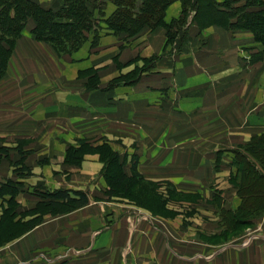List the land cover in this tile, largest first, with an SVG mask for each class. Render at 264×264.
<instances>
[{"label":"rangeland","instance_id":"1","mask_svg":"<svg viewBox=\"0 0 264 264\" xmlns=\"http://www.w3.org/2000/svg\"><path fill=\"white\" fill-rule=\"evenodd\" d=\"M52 7L55 8V6ZM32 26V21H28L17 39L7 74L0 80V90L2 88L8 90V87L4 86L17 76V73L12 76L9 74L11 61L19 40L21 41L28 34L32 41L46 47L51 57L54 55V59L38 54L31 57L30 61L22 58V61L29 63L28 70L42 69L41 74L45 75L43 77L46 81V84L34 87L35 91L28 93L32 100H29V106L42 104L48 111H54V114H57L62 107L69 116L55 117L57 119L22 117L21 109L16 108L13 96L9 93L2 94L12 109L8 107L11 112L6 109L0 113V129L4 128V125L6 128L4 131L8 133L7 136L0 134V148L7 147L12 150L22 147L20 150L22 156L19 152L10 151L7 157L1 158L0 185L8 180L21 181L24 184L25 193L17 196L20 210L34 206L37 201L33 195L35 188L47 190L66 188L74 181V177L70 176L72 169L64 168L62 162L59 165L55 162L53 165L50 164L51 153H65L67 146H77L78 140L87 139L93 145L107 142L120 157H125L127 172L135 160L137 174L157 185L155 187L138 184L132 189L129 200L116 199L149 213L160 222L158 224L160 228H158L162 230V233L159 238L165 243L163 247L166 245L169 248L168 243H170L174 250L175 248L178 250V253L201 255L203 240H208L210 244L226 243L234 237L243 236L248 228L253 229L260 224L263 214L253 219L252 224L237 227L236 231L224 230L222 225L219 232L216 231V223L218 224L221 220L217 211L219 194L215 188L223 181L231 185V175L237 168L233 151L244 153L246 146L252 143L251 139L264 133L262 131L249 135L228 131L223 135L218 125L214 126L219 120L218 110L225 111L227 127L248 125L249 118L243 115L251 113V110L246 113L245 109L248 110V107L253 104L249 99L253 89L257 90V94L264 99L263 46L253 39L255 48L249 49L252 44L251 46L246 44L243 38H240L244 37L243 35H235L237 33L251 34L250 32L231 31L218 27L228 31V37L233 41L234 46L240 47V53L235 59L237 63H234V59L223 51L218 53L213 51L221 44V39H217L216 34H207L206 29L201 32L196 28L187 29L185 32L188 33L189 41L182 37L178 38L166 48L165 53L163 48L161 55H154L159 58L152 63L133 60L132 64L128 65L119 62L115 56L113 66H109L108 69L106 68L108 65H98V67L79 70L75 78L83 86L84 91L81 94H66V97L59 101L50 93V90L54 88L59 89V83H57L58 86H54L52 82L54 72L52 63H58L60 67H63L64 63L70 62V58L76 52L58 56L48 44L33 39L30 33ZM87 43L90 51L93 52H89V57H92L98 46L92 47L90 41L85 44ZM184 51L189 52L190 56H187L189 59L180 61ZM226 58H229V61L220 63V59ZM116 63L118 64L115 65ZM145 64L146 67L149 64L152 65L145 69L136 84L130 86L107 88L100 83L96 89L90 91L86 89L83 79L79 78V74L88 69L96 71V76L103 78L107 73L117 72L118 76L131 73L136 67H145ZM154 78L159 82L158 88L152 85L149 87V92L145 91V85H140L141 82L144 79ZM37 89H43V91L37 92ZM82 98L86 100L83 101ZM256 101V107L252 111L257 112L258 131H260L261 122L264 124V101ZM234 111L242 113L241 118L233 120ZM36 126L48 127L53 132L51 135L45 134L46 136L65 138L67 141L65 151L36 150L41 143L40 131L34 128ZM235 139L238 141L237 145H235ZM254 145L264 146L262 142L254 143ZM253 146L247 149L254 148ZM24 147L30 151L23 150ZM37 155L49 157H37ZM17 161H21V164L24 161L30 166V176L16 173L20 169L15 165ZM44 166L52 169L49 179L42 174V176H35L32 172ZM61 178L67 183L58 182ZM90 184L92 186L95 182L91 181ZM254 187L255 184H252L253 191ZM207 195L209 198H206ZM251 197L258 199L259 195ZM234 205L235 203L232 204L231 210L235 209H232ZM5 208L7 204L2 205L0 200V213ZM208 215L210 221H208ZM215 215L218 217V222ZM171 227L174 228L173 231ZM157 240L159 243V239ZM14 242L15 240L8 242L0 248L1 257L10 251L8 246ZM246 244L247 242H244V245ZM70 259V250L55 255H46L38 251L27 261L19 264H67Z\"/></svg>","mask_w":264,"mask_h":264},{"label":"crops","instance_id":"2","mask_svg":"<svg viewBox=\"0 0 264 264\" xmlns=\"http://www.w3.org/2000/svg\"><path fill=\"white\" fill-rule=\"evenodd\" d=\"M37 2L45 7H56L60 5L62 0H37ZM114 10V5L110 2L107 3L105 18L109 17ZM180 10L179 2L172 4L166 12V21L177 17ZM205 33L216 34L217 39H221L220 47L216 50L213 49L214 52L223 51L234 59V63H237L235 59H237V55L240 53V47L234 46L233 41L228 37V31H224L218 27H210L205 30ZM235 35H243L244 37L240 38H243L246 44L250 46L252 44L249 49L255 48L251 34L237 33ZM119 45V38L113 35H104L97 44L98 47L94 56L89 57V52L91 51L87 43L78 52L73 54L70 62L64 63L63 67L53 62L54 72L52 82H54V86H58L57 83H59V89L54 88V90H50L51 95H54L60 101V99L66 97V94H81L84 88L79 81H76L77 72L91 67H98V65H108L106 67L108 69L109 66H113L115 56L119 62L127 63L134 60L137 56L148 58L153 55H161L165 46L164 31L157 29L152 33H143L122 49L119 48ZM36 54L46 57L52 56L46 47L35 43L26 34L21 41L19 40L11 61L9 74L12 76L14 73H17V76L9 80L7 86H4L8 87V90L4 88L0 90V113L6 109L8 111L12 109L11 105L6 102L7 99L2 96L3 93H9L15 99L16 108L21 109L22 117L43 119L69 116L65 108L62 107L59 108L57 114H54V111H48L42 104L29 106L31 97L28 93L34 92V87L46 84L45 77H43L45 75L41 74L43 73L41 68V70L39 68H36V70L31 68L30 71L28 70L30 68H27L29 63L22 61V58L29 59L30 61L31 57ZM187 56H190L189 52L184 51L183 58L180 61H187ZM19 57L20 60H18ZM51 58L54 59V55ZM225 61H229V58L220 59V63H224ZM117 76V72L107 73L105 77L100 78V83L105 86ZM158 83V80L155 78L144 79L140 85H145V91L149 92V87L154 85L158 88ZM42 91L43 89H37V92ZM256 91L253 89V93L249 97L250 102H253V104L248 107V110L245 109L246 113L251 110L250 115H243V117L248 116V125L241 124L240 126L232 125L227 127L225 111L218 110L217 117L219 120L214 126L218 125V128L224 133L223 135L228 131L234 134L248 133L249 135L264 131L263 122H261V129L258 131V115L257 112L252 111L256 107V100L264 101L263 97L259 96ZM241 114L234 111L233 120L241 118ZM3 127L0 129V134L7 136L8 133L4 131L6 128L4 125ZM37 130L40 131L41 143L36 150L65 151L64 149L67 144L65 138L61 136H46L45 134H53L48 127H40ZM224 140L226 141L225 137ZM237 142L235 145H237ZM23 150L30 151L26 147ZM41 156L49 157L47 155H37V157ZM64 156L65 153L63 152L51 153L50 164L53 165L54 162L58 165L61 162L63 163ZM80 167L76 169L71 168L70 176L74 177V181L66 186V189L86 191L90 198L89 204L69 214L47 218L41 226L9 245L10 251L3 257L0 256V264L23 263L38 251L46 255H55L65 250L71 251V259L67 264H264V212L260 224L253 229L248 228L243 236L234 237L226 243L210 244L208 240H203L201 255L194 256L187 253H178V250L176 248L174 250L173 245L170 243H168L169 248L166 245L163 247L165 243L159 238V235L162 233L158 225L160 222L151 217L149 213L126 205L116 198L105 201L106 196H104V191L106 185L101 175L102 164L97 155L86 156ZM32 172L35 176L43 175L49 179L52 169L49 166H44L42 169H36ZM223 175L226 176L225 174ZM62 179H59L58 182L67 183L65 180L62 181ZM91 181L95 182L92 186L91 184L89 185ZM220 183L222 184L220 185ZM220 183L215 188L219 194V197H217L219 201L217 211L222 208L230 209L233 203L235 205L232 209L236 208L237 204H239V199L236 196L235 189L232 188V185L227 184L226 181ZM100 186H102L101 189H98ZM208 195L206 198H209ZM214 214L218 215L215 212ZM216 218L218 222V217L216 216ZM208 221H210L209 215ZM216 225V231L219 232L220 222L216 223ZM170 229L171 231L174 230L173 227ZM154 232L157 234L155 235ZM157 239H159V243ZM244 242H247V244L244 245Z\"/></svg>","mask_w":264,"mask_h":264},{"label":"trees","instance_id":"3","mask_svg":"<svg viewBox=\"0 0 264 264\" xmlns=\"http://www.w3.org/2000/svg\"><path fill=\"white\" fill-rule=\"evenodd\" d=\"M109 2L115 10L105 18ZM175 2L180 3V13L166 21V12ZM28 21L33 24L30 30L33 39L48 44L58 56L77 52L87 41L94 47L104 35L119 38V48L122 49L139 35L157 29L164 31L165 53L166 48L178 38L188 40L187 29L196 28L201 32L210 27L248 31L254 41L263 46L264 52V0H62L61 5L55 8L43 7L37 0H0V80L7 74L15 43ZM158 58L154 55L148 58L137 56L134 62L152 63ZM131 61L126 64L131 65ZM148 67L145 64V67H136L134 72L120 74L106 87L136 84ZM79 76L90 91L100 84L96 71L91 69ZM251 141L253 144H264V133L254 136ZM252 143L246 146L244 153L233 151L237 168L230 180L239 204L234 210H219L220 225L227 231L252 224L253 219L264 212V146H253ZM251 146L254 148L247 149ZM21 149L0 148V160L7 157L10 151L19 152L22 156ZM88 155H97L102 164L101 175L106 185L104 196L107 201L113 198L129 200L132 189L141 183L157 186L137 174L135 160L127 172L125 157H120L107 142L93 145L87 139L78 140L77 146H67L62 166L76 169ZM15 165L20 167L16 173L31 175V168L24 161L22 164L17 161ZM252 184H255L254 191ZM24 188L21 181L8 180L0 185L1 204H7V208L0 213V248L41 226L46 217L69 214L90 202L88 193L84 191L35 188L33 195L37 201L34 206L20 210L17 196L25 193ZM253 195H259V198H252Z\"/></svg>","mask_w":264,"mask_h":264}]
</instances>
